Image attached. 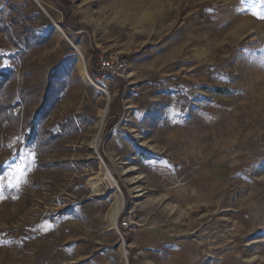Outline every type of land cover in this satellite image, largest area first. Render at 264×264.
Here are the masks:
<instances>
[{"label": "rangeland", "instance_id": "1", "mask_svg": "<svg viewBox=\"0 0 264 264\" xmlns=\"http://www.w3.org/2000/svg\"><path fill=\"white\" fill-rule=\"evenodd\" d=\"M253 3L0 0L13 106L0 165L25 138L36 151L0 201V264H264V19ZM100 57L128 62L124 77L100 76ZM101 165L117 189L96 194Z\"/></svg>", "mask_w": 264, "mask_h": 264}, {"label": "snow or ice", "instance_id": "2", "mask_svg": "<svg viewBox=\"0 0 264 264\" xmlns=\"http://www.w3.org/2000/svg\"><path fill=\"white\" fill-rule=\"evenodd\" d=\"M247 0H240L241 4H245ZM256 4H259L261 10L256 9ZM253 17L258 19H264V0H254L253 8L251 10ZM5 67L0 65V69ZM36 163V151L34 146H28L25 138V147L18 149L17 153L13 154L10 161H6L0 168L3 171L0 172V201H3L6 191H16L21 189L22 184L26 182V177L29 171L33 169ZM15 199V197H13ZM51 228L52 225H47Z\"/></svg>", "mask_w": 264, "mask_h": 264}, {"label": "bare ground", "instance_id": "3", "mask_svg": "<svg viewBox=\"0 0 264 264\" xmlns=\"http://www.w3.org/2000/svg\"><path fill=\"white\" fill-rule=\"evenodd\" d=\"M55 32L57 33V35L64 37L63 32L59 28H57ZM75 49L78 50L77 48H75ZM80 55H81V53H80ZM78 72H79L82 80L84 82L88 83L87 82L88 81L87 76L89 77V74L87 72L86 63H85L84 59L82 60L81 56H79ZM103 118H104V111L101 112L100 119L96 124L97 131L94 134L93 139L91 140V143H90L91 148L94 149V151L97 149V147L99 145L100 130L102 128ZM100 167H101V169H100L101 173L98 176L92 177L88 180V184L91 187L92 193L94 192L96 194H103V191L107 188L117 189V187L115 185L116 182L114 183L115 180L112 178L109 171L103 165H101ZM122 207H123L122 197L116 191L114 201L110 205V207L106 213V216H105L106 219L110 222V224L113 225L112 228H114V226L116 224V221L118 219V216L121 212Z\"/></svg>", "mask_w": 264, "mask_h": 264}, {"label": "built area", "instance_id": "4", "mask_svg": "<svg viewBox=\"0 0 264 264\" xmlns=\"http://www.w3.org/2000/svg\"><path fill=\"white\" fill-rule=\"evenodd\" d=\"M96 63L97 69L102 73V76L107 75L117 79H122L124 77L129 66L128 62L118 58L107 59L105 57H100L97 59Z\"/></svg>", "mask_w": 264, "mask_h": 264}, {"label": "trees", "instance_id": "5", "mask_svg": "<svg viewBox=\"0 0 264 264\" xmlns=\"http://www.w3.org/2000/svg\"><path fill=\"white\" fill-rule=\"evenodd\" d=\"M74 24V25H73ZM72 28H75L77 23H73ZM84 29H87L85 25H82ZM102 73H99L101 76ZM8 73H1L0 72V128H4V123H7L11 119L12 113H10V110L12 109V105L8 100L4 98L5 96V90H4V83L7 82Z\"/></svg>", "mask_w": 264, "mask_h": 264}, {"label": "water", "instance_id": "6", "mask_svg": "<svg viewBox=\"0 0 264 264\" xmlns=\"http://www.w3.org/2000/svg\"><path fill=\"white\" fill-rule=\"evenodd\" d=\"M36 1V0H35ZM58 28V27H57ZM87 82L89 83V84H92V85H95L93 82H92V80L87 76Z\"/></svg>", "mask_w": 264, "mask_h": 264}]
</instances>
